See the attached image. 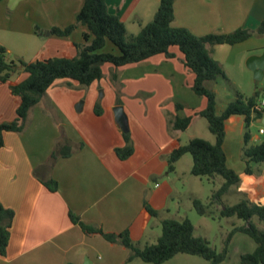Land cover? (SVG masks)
<instances>
[{
  "label": "crops",
  "instance_id": "obj_1",
  "mask_svg": "<svg viewBox=\"0 0 264 264\" xmlns=\"http://www.w3.org/2000/svg\"><path fill=\"white\" fill-rule=\"evenodd\" d=\"M159 1L105 3L108 12L124 24L126 35L134 36L153 19ZM8 5L9 0H0V47L5 49L7 61L74 58L76 45L86 44L85 26H77L68 37L49 34L51 28L64 29L75 22L82 0H22L13 9ZM173 10L172 27L184 28L195 36L256 30L264 22V0H175ZM108 43L103 49L114 52ZM209 51L235 95L258 90L246 61L264 52V35L233 46L215 45ZM170 53L172 57L156 55L117 69L108 64L102 67L104 77L109 76L108 71L114 73L110 74L114 83L121 73L141 67L125 86L129 99L124 101L116 99L117 90H107L101 82L81 87L58 80L30 110L22 132L3 134L0 202L14 217L6 256H0V264H83L85 259L87 264H126L129 252L125 247L100 235H85L79 225L70 222L69 212L85 225L107 233L128 231L137 245L163 220L159 213H171L172 188L158 183L157 176L167 170L169 154L184 145L183 132L200 117L206 102L192 92L194 75L184 67L179 51L172 48ZM26 78L27 73L19 69L9 81L0 82V125L15 120L19 99L10 86ZM100 87L106 100L96 98ZM209 89L217 95L216 89ZM258 92L259 99L264 97V86ZM119 95L117 91V98ZM191 99H196V109L185 107ZM96 105L99 115L94 112ZM116 106L124 109L134 148L126 160L115 153L124 146L123 132L114 121ZM175 116H192L188 129L172 130L169 120ZM224 128L226 164L240 179L237 194L264 205V163L253 167V175H246L241 160L244 118L231 116ZM205 140L214 143V139ZM250 142L260 143L259 136L250 133ZM64 145L70 147V155L53 160L52 154ZM48 181L57 183L56 191L44 185ZM144 202L157 216L148 214Z\"/></svg>",
  "mask_w": 264,
  "mask_h": 264
},
{
  "label": "trees",
  "instance_id": "obj_2",
  "mask_svg": "<svg viewBox=\"0 0 264 264\" xmlns=\"http://www.w3.org/2000/svg\"><path fill=\"white\" fill-rule=\"evenodd\" d=\"M174 1L160 0L153 19L142 26L130 40H127L124 24L118 17L108 12L105 0H82V6L73 24L64 29L51 28L49 30L50 35L68 37L77 26L86 27L88 33L83 35L86 44L76 45L77 55L74 58H52L29 63L22 60L8 62L5 49L0 47L1 83L9 81L11 75L19 69L27 73L24 81L10 86L11 93L19 99V105L16 108L15 120L0 125V148L4 145L3 134L22 132L30 110L40 102L46 91L58 80H68L81 87H89L103 77L102 67L106 64L117 69L143 62L156 55L172 57L170 50L176 48L182 56L184 67L194 75L191 85L192 92L206 102L205 108L198 115L206 120L208 130L214 137V143L200 138L189 140L169 154L167 170L172 172L174 164L181 157L186 154L190 155L192 176L209 178L217 176L223 180L219 189L211 194L208 205H203L197 199L192 201L196 212L200 216L214 219L215 215L210 207L217 206L219 207L217 215L219 218L235 217L242 220L244 225L233 227L223 242L222 250L216 252L207 240L194 236V228L188 219L162 220L160 222L161 234L157 241L143 247L132 242L128 231L119 234L107 233L101 228L85 225L71 212H69L70 222L79 225L87 236L100 235L109 243L121 244L129 252L127 262L138 259L144 263L163 264L177 254H187L201 257L209 264H220L228 256L233 236L242 233L255 243V249L251 253L240 256L241 264H264V230L257 228L252 221L255 217L264 223V205L251 203L247 199H242L233 205L223 203V196L234 191L240 183L238 174L227 166L223 150L225 121L229 117L242 116L244 118L241 150V160L245 164L244 173L253 175V167L264 163V140L255 145L250 144L249 131L253 122L262 119V113L254 110L259 99V92L256 91L250 97L236 93L234 100L227 103L224 109L217 113L215 93L206 86L208 82L226 78L220 64L211 57L209 48L215 45L233 46L253 36H263L264 22L256 30L238 29L228 34L195 36L184 28L172 27ZM37 33L42 32L37 31ZM107 42L116 48V54L102 52ZM94 112L99 115L98 105L95 106ZM191 122L192 116H175L169 120L172 130L182 132L188 129ZM122 136L124 146L115 149V153L120 160H126L133 154L134 148L129 132L123 133ZM69 155L70 147L64 145L58 148L51 158L54 160ZM44 185L52 192L57 190V183L54 181H48ZM144 209L150 216H157V212L152 210L146 202H144ZM13 217V211L5 208L0 202L1 257L6 256Z\"/></svg>",
  "mask_w": 264,
  "mask_h": 264
},
{
  "label": "rangeland",
  "instance_id": "obj_3",
  "mask_svg": "<svg viewBox=\"0 0 264 264\" xmlns=\"http://www.w3.org/2000/svg\"><path fill=\"white\" fill-rule=\"evenodd\" d=\"M15 11V10H14ZM10 10L11 13L14 12ZM9 14V13H8ZM132 38L131 34H127V40ZM110 44V43H108ZM110 46H112L110 44ZM114 52L110 49H103L102 52H112L117 53L115 47ZM7 55V54H6ZM9 57V56H8ZM17 61V60H13ZM10 62V61H8ZM141 69V67H140ZM139 70H135L133 72L125 71L119 75V79L113 80L110 78V74H113L111 71L109 72L108 77H102L100 80L96 82H101L104 87H107V90L110 89L114 92L117 90L119 92V98H117L116 91V99H120L124 101V99H129L127 93H125L124 88L130 81V79L136 74H139ZM143 71V69L141 70ZM253 76V75H252ZM115 78V77H114ZM254 79V78H253ZM258 85V90L255 88L252 92L243 91V96H251L255 90L262 91V86H264V79L260 81H254V83ZM207 86L212 89H216L217 95L216 97V110L217 113H220L222 109H224L225 103L233 101L235 98V91L232 84L223 78H219L214 82H208ZM96 98L100 100H106L104 97L103 88L100 87L96 89ZM103 95V96H102ZM263 96V95H262ZM260 96V100L264 99V97ZM196 98V97H195ZM196 99L194 100H186L187 108L196 109ZM264 129V124L261 120H257L251 124L249 127V131L252 135L257 134L259 136V141L264 140V135L259 134V129ZM194 138L200 139H209L213 141L214 137L209 132L207 122L202 117H198L194 120L193 124L189 129L183 132L182 141L186 144L189 140ZM251 144V142H250ZM192 165V159L190 155L186 154L177 164H174L176 167L175 171L169 172L168 170L164 171L162 175L157 176V181L160 184L168 183V185L172 188L173 200L170 201V214H166V212H161L158 215L160 220L164 219H175L177 221H182L183 219H188L193 228H194V236L201 237L207 240L210 246L215 249L216 252H220L223 248V242L229 233V231L233 227L243 226L244 222L242 220L236 219L235 217L231 218H219L218 210L219 207L213 206L210 207V210L214 212V219L210 217L200 216L192 205V201L194 199L199 200L203 205H208L210 201L211 194L219 189L222 185L223 180L220 177L209 178L206 176L203 177H195L190 174V169ZM234 190V189H232ZM231 191V190H230ZM235 191V192H234ZM234 191L229 192V194H225L223 196V203L225 205H233L244 199L243 194H237L236 189ZM178 196V197H176ZM253 223L257 228L264 230V223L258 221L255 217L252 219ZM154 222H158L154 220ZM161 234L160 223H158L153 230H150L149 236L146 241H142L138 244L139 247H143L145 245L154 244L158 237ZM255 249V243L247 236L242 233H237L233 236L227 258L221 262L220 264H241L240 256L251 253ZM126 264H150L144 263L138 259H135L131 262H126ZM163 264H209L208 261L202 259L198 256L187 255V254H177L172 259L164 262Z\"/></svg>",
  "mask_w": 264,
  "mask_h": 264
},
{
  "label": "water",
  "instance_id": "obj_4",
  "mask_svg": "<svg viewBox=\"0 0 264 264\" xmlns=\"http://www.w3.org/2000/svg\"><path fill=\"white\" fill-rule=\"evenodd\" d=\"M22 0H9V9H13L16 4ZM246 67L253 74L254 80L260 81L263 78L264 73V52L260 56H250L246 61ZM114 121L117 127L123 132H128V119L122 106H116L113 108ZM264 124V112L261 119ZM83 264H87V260H84Z\"/></svg>",
  "mask_w": 264,
  "mask_h": 264
},
{
  "label": "built area",
  "instance_id": "obj_5",
  "mask_svg": "<svg viewBox=\"0 0 264 264\" xmlns=\"http://www.w3.org/2000/svg\"><path fill=\"white\" fill-rule=\"evenodd\" d=\"M254 110L256 111V112H260V113H262V115H263V112H264V99H258L257 100V103H256V105H255V107H254ZM259 134L260 135H262V134H264V130L263 129H260L259 130Z\"/></svg>",
  "mask_w": 264,
  "mask_h": 264
}]
</instances>
